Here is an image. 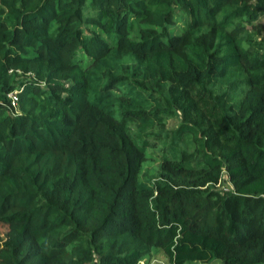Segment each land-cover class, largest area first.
Instances as JSON below:
<instances>
[{
    "label": "trees",
    "instance_id": "obj_1",
    "mask_svg": "<svg viewBox=\"0 0 264 264\" xmlns=\"http://www.w3.org/2000/svg\"><path fill=\"white\" fill-rule=\"evenodd\" d=\"M0 222V264H264V0H0Z\"/></svg>",
    "mask_w": 264,
    "mask_h": 264
},
{
    "label": "rangeland",
    "instance_id": "obj_2",
    "mask_svg": "<svg viewBox=\"0 0 264 264\" xmlns=\"http://www.w3.org/2000/svg\"><path fill=\"white\" fill-rule=\"evenodd\" d=\"M178 118L177 117H171L168 120L167 126L168 127H174L178 123ZM151 150V148L149 149ZM157 159L156 158H147L145 160V168L147 170H152V168L157 166ZM231 185L229 182L226 180V174H223V179L220 180V182L216 185V188L219 189H228L230 188ZM8 230V226L6 223H1L0 222V245L2 244L3 240L6 237V233ZM138 264H166V256L163 251H160L158 253H155L152 257H148L146 260H143L139 262ZM184 264H219L217 259H212L209 261H202L199 259L196 260H187Z\"/></svg>",
    "mask_w": 264,
    "mask_h": 264
},
{
    "label": "built area",
    "instance_id": "obj_3",
    "mask_svg": "<svg viewBox=\"0 0 264 264\" xmlns=\"http://www.w3.org/2000/svg\"><path fill=\"white\" fill-rule=\"evenodd\" d=\"M7 94L11 98L12 102L15 101V99L17 98L16 93L13 91L8 92Z\"/></svg>",
    "mask_w": 264,
    "mask_h": 264
}]
</instances>
